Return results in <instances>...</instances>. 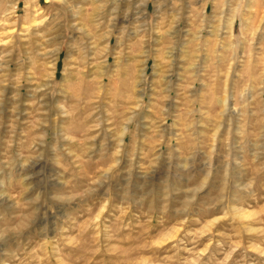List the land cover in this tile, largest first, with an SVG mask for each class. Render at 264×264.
Segmentation results:
<instances>
[{
    "label": "rangeland",
    "instance_id": "rangeland-1",
    "mask_svg": "<svg viewBox=\"0 0 264 264\" xmlns=\"http://www.w3.org/2000/svg\"><path fill=\"white\" fill-rule=\"evenodd\" d=\"M0 264H264V0H0Z\"/></svg>",
    "mask_w": 264,
    "mask_h": 264
}]
</instances>
